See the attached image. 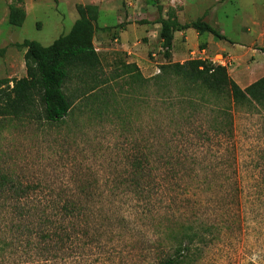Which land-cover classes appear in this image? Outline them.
<instances>
[{"label": "rangeland", "instance_id": "374dc122", "mask_svg": "<svg viewBox=\"0 0 264 264\" xmlns=\"http://www.w3.org/2000/svg\"><path fill=\"white\" fill-rule=\"evenodd\" d=\"M80 7L97 9L87 16L98 17L94 46L102 62L99 77L112 83L113 91H105L111 103L89 111L80 98L87 86L72 77L64 91L75 114L64 123L40 128L36 121L2 119L0 176L39 185L44 194L64 191V201H75L95 218L58 217L59 227L77 239L73 244H60L48 259L37 250H4L0 264H158L171 253L173 234L204 225L221 231L197 264H264V111L234 108L233 136L218 147L209 131L211 108L187 122L199 133L210 132L211 144H205L186 128L178 132L159 125L163 117L182 121V115L178 108L156 115L162 111L155 108L159 89L152 83L138 89L125 83L127 76L114 81L125 64H135L147 80L161 74V66L170 62L158 22L172 18L182 25L203 20L226 37L188 30L174 40L172 63L207 61L227 68L241 89L248 88L264 78V0H0V83L27 76L26 50L17 46L25 41L51 46L70 33ZM11 8L24 17L19 27L10 23ZM181 131L185 139L178 136ZM136 145L150 154L155 169L147 179L155 178L156 184L144 214L132 192L114 196L110 191L128 180L126 156L137 154ZM168 152L194 163L171 183L170 170L157 160ZM193 169L195 176L184 175ZM48 200L39 194L31 201L44 207ZM21 205L0 195V248L17 238L21 222L14 208Z\"/></svg>", "mask_w": 264, "mask_h": 264}, {"label": "trees", "instance_id": "16d2710c", "mask_svg": "<svg viewBox=\"0 0 264 264\" xmlns=\"http://www.w3.org/2000/svg\"><path fill=\"white\" fill-rule=\"evenodd\" d=\"M222 1L226 3L229 0ZM88 11L97 14L96 8L84 9L80 7V19L73 25L70 33L60 37L49 47L31 41H25L22 45L17 46L26 50L27 76L20 80H6L0 83V121L2 119L36 121L41 123L40 128H42V124L52 126L64 123L75 114V106L64 91L72 77L78 78L87 86V91L82 93L80 91V98L89 111L95 113L94 107L98 103L100 105L97 106L98 112L110 105L111 102L106 99L111 95L105 91L106 89L109 92L113 91L112 83L111 81L106 83L99 77L102 72V62L94 46L98 17L97 15L87 16ZM23 19L24 17L18 14L15 9H10L12 26H21ZM158 23L161 26L162 48L165 51L166 60L170 63L161 66V74L151 80L145 79L135 64H125L122 75L117 76L114 81L127 76L125 83L138 89H145V86L152 83L161 93L159 95L158 92L155 98V108L157 110L161 108L162 112L159 110L156 115L163 117L164 113L171 112L174 108H178L182 115V121L170 118L168 122H165L163 117L159 124L161 127L165 130L176 127L178 132L186 128L185 131L188 129L190 135L194 134L198 137L199 142L205 144H211L212 140L209 138V131H211L217 146L220 147L224 138L230 139L233 136L232 114L234 108L264 111V78L243 90L230 78L225 67L201 60H192L184 64L172 63L176 33L194 30L198 35L210 34L218 40H226V37L203 20L182 25L176 19L169 18L168 20L162 19ZM260 51L264 54V46ZM173 88L176 92L170 90ZM143 101L145 104V100ZM208 108H211L209 111L213 116L209 131L199 133L193 124H187V122L190 117H197L201 113V109ZM118 119L122 120L120 116ZM172 121L173 124L170 126ZM161 127L158 128L160 131H162ZM185 135L186 133L184 134L183 131L178 134L184 139ZM134 149L137 154L126 156L130 170L128 180H121L110 191L114 196H117L118 193L132 192L135 197L140 199L144 214L145 211L149 212V205L152 204L150 190L154 193L156 181L154 178L147 183V179L152 178V172L155 169L151 166L150 154H145L144 149L137 145ZM188 159L185 156L175 157L168 152L160 158L158 155L157 160H159L160 166L170 170L167 177L171 183L179 177L178 172L182 168L184 171H189L187 165H194ZM195 159L192 158V160ZM174 170H177V173L173 172ZM194 173L193 169L184 175L192 178L195 176ZM38 186L17 184L10 178L0 176V195L4 198L9 197L20 204L23 203V205L14 208V214L21 222L15 228V232L19 236L17 235L11 244H4L0 248V255L4 250L14 251V254H17L16 252L20 249H23L27 254L37 250L41 257L48 255L46 257L48 259L56 248L59 249L60 244L68 242L73 244V241L77 240L68 232L67 227H59L57 224L59 221L56 218L63 217L64 220H67L77 215V217L88 220L89 217L92 219L95 216L89 209L76 204L75 201H64V191L57 195L44 194L45 192ZM87 189L83 188L82 191L86 197L89 191ZM121 189H124V192ZM39 194L50 199L47 206L41 207L39 204L42 202L34 204L31 201L35 195ZM121 221L124 222V220ZM97 222L98 220L94 223ZM55 226L58 227L53 230L52 228ZM101 228L98 230L100 231ZM58 231H62L63 236ZM220 231L218 227L204 225L188 226L176 235L171 232L173 235L170 240L174 244L171 253L165 255V258L161 259L158 264H197L200 255L214 243L216 233Z\"/></svg>", "mask_w": 264, "mask_h": 264}, {"label": "crops", "instance_id": "0c3cea01", "mask_svg": "<svg viewBox=\"0 0 264 264\" xmlns=\"http://www.w3.org/2000/svg\"><path fill=\"white\" fill-rule=\"evenodd\" d=\"M101 12H102V11H101ZM187 33H188V32H186V33H184V34H183V33H176V34H175V39L178 38V37H182V35H187ZM175 39H174V40H175ZM263 55H264V54H263Z\"/></svg>", "mask_w": 264, "mask_h": 264}]
</instances>
